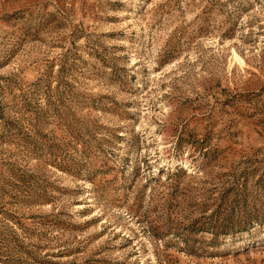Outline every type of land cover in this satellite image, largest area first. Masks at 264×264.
<instances>
[{
    "label": "rangeland",
    "instance_id": "obj_1",
    "mask_svg": "<svg viewBox=\"0 0 264 264\" xmlns=\"http://www.w3.org/2000/svg\"><path fill=\"white\" fill-rule=\"evenodd\" d=\"M0 264H264V0H0Z\"/></svg>",
    "mask_w": 264,
    "mask_h": 264
}]
</instances>
